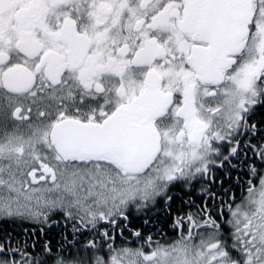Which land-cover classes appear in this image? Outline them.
Segmentation results:
<instances>
[{"label":"snow or ice","instance_id":"1","mask_svg":"<svg viewBox=\"0 0 264 264\" xmlns=\"http://www.w3.org/2000/svg\"><path fill=\"white\" fill-rule=\"evenodd\" d=\"M258 108L264 0H0V220L76 222L56 250L6 235L0 264H88L76 233L101 222L91 264H264ZM243 168L239 201L221 178L211 206L172 208V187ZM153 208L177 213L173 242L128 229Z\"/></svg>","mask_w":264,"mask_h":264},{"label":"flooded vegetation","instance_id":"2","mask_svg":"<svg viewBox=\"0 0 264 264\" xmlns=\"http://www.w3.org/2000/svg\"><path fill=\"white\" fill-rule=\"evenodd\" d=\"M262 114H264V109L258 108L256 120H259ZM252 143H256V140H253ZM249 155H251V153H249ZM233 163L236 162L233 161ZM245 172H247V168L233 170L230 173L231 180L229 181V178L224 176L223 170L217 169L215 170V175L217 177L215 183H212L209 178L205 177L198 182L193 181V184L188 187L183 185L172 187L170 190V195L173 197L172 208L174 210L183 208L185 211H188L190 209L187 207L186 202H194L198 206H203V204L207 202L211 206V198L204 191H202V186L206 187L211 192L216 193L217 199H219V197L223 195L220 187L221 178L225 181L223 184L224 188H228L231 184L232 191L235 193L237 201H239L242 195V189L236 185L235 177L240 176L242 181H247L250 177L248 175H244ZM253 183H258V180L253 178ZM176 215L177 213L173 211L171 216H166L159 210V208H153L147 213L136 212L134 209H132L129 215L128 229L139 230L144 236L151 234L153 239L159 240L161 244H169L179 236V232L174 230L172 227L173 220L175 219ZM145 220H148L147 224L144 223ZM52 221H56L57 223L53 224ZM49 223L52 225L51 228L43 226L44 233H40L39 229L42 227L40 224L32 222L13 223L0 220V239L4 238L6 235H10L15 238V241L19 243L28 241L29 244H31L33 241H36L37 244H39L44 240H49L55 246L54 250L59 248L63 237H67L68 241H72L73 225L76 223L75 221L66 220L62 213H56L52 216ZM105 228H107L110 235L113 234V228L106 225L104 222H101L97 226L99 231H103ZM33 229L36 230L35 235L33 234ZM128 229L124 230L123 236L120 235L119 228L115 229V247L138 246V243L135 241V238L131 235V232ZM98 230L82 229L80 232L76 233V239L81 242L79 245H77L79 255H82L84 251L82 245L93 237H95L97 243L102 242L106 246V243L99 235ZM158 232H160V235H157ZM105 250L107 251V247ZM29 251L32 254H35L40 251V248L37 247L35 249H29ZM89 252L91 253L92 257V252ZM90 258L88 257V259Z\"/></svg>","mask_w":264,"mask_h":264},{"label":"trees","instance_id":"3","mask_svg":"<svg viewBox=\"0 0 264 264\" xmlns=\"http://www.w3.org/2000/svg\"><path fill=\"white\" fill-rule=\"evenodd\" d=\"M98 244L102 246V251L99 253V255H102L105 257V259H107V251L105 250L106 249L105 244L102 242H99ZM80 256L82 258L86 259L88 261V264H91V259H88V257L89 258L91 257V253L89 251L87 253L85 251H83L82 255H80Z\"/></svg>","mask_w":264,"mask_h":264}]
</instances>
